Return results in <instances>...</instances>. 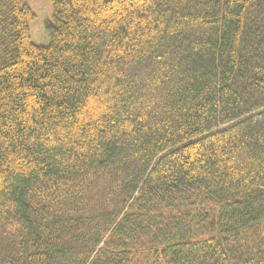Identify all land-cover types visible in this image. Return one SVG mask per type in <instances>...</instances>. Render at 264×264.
<instances>
[{"label":"trees","instance_id":"obj_1","mask_svg":"<svg viewBox=\"0 0 264 264\" xmlns=\"http://www.w3.org/2000/svg\"><path fill=\"white\" fill-rule=\"evenodd\" d=\"M0 0V264H264V0Z\"/></svg>","mask_w":264,"mask_h":264},{"label":"rangeland","instance_id":"obj_2","mask_svg":"<svg viewBox=\"0 0 264 264\" xmlns=\"http://www.w3.org/2000/svg\"><path fill=\"white\" fill-rule=\"evenodd\" d=\"M35 14L29 25V34L33 43L48 46L51 42L49 24L55 22V13L49 0H22Z\"/></svg>","mask_w":264,"mask_h":264}]
</instances>
